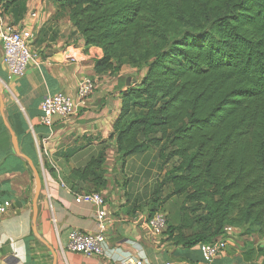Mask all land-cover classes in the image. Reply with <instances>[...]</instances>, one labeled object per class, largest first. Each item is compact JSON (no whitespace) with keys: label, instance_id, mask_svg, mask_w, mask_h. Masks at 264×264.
<instances>
[{"label":"trees","instance_id":"trees-1","mask_svg":"<svg viewBox=\"0 0 264 264\" xmlns=\"http://www.w3.org/2000/svg\"><path fill=\"white\" fill-rule=\"evenodd\" d=\"M53 2L51 21L69 16L72 35L102 48L97 72L146 70L122 95L110 138L123 165L153 150L161 168L171 165L149 217L182 196L178 222L165 230L177 245L218 239L227 226L264 240V0ZM107 149L71 171V188L107 189ZM165 185L172 190L162 196ZM244 255L264 264V245L250 244Z\"/></svg>","mask_w":264,"mask_h":264},{"label":"crops","instance_id":"crops-1","mask_svg":"<svg viewBox=\"0 0 264 264\" xmlns=\"http://www.w3.org/2000/svg\"><path fill=\"white\" fill-rule=\"evenodd\" d=\"M5 8L18 28L27 27L30 11L39 9V27L50 28V33L34 46L35 57L23 77L9 74L0 38V98L4 102L2 110L0 99V200L13 202L7 214H0V264H118L128 256H144L150 264H262L245 259L250 244L264 245L258 235L246 233L247 227H234L224 234L227 248L210 263L204 260L199 244L183 247L166 232L154 235L147 224L150 208L130 212L125 200L130 194L110 182L102 191L110 217L104 254L86 256L68 249L73 230L98 231L101 209L94 203L76 201L79 192L71 188L70 173L83 167L104 144L108 146L105 167L125 170L123 164L118 166L116 141L110 136L121 112L122 95L142 81L146 70L123 65L97 72L95 63L103 57L102 48L87 47L78 33L72 35L69 16L51 21L56 12L53 0H18ZM70 48L81 52L82 59L66 60ZM86 78L96 86L79 103L78 115L70 119L55 115L52 126L44 125L40 109L44 97L60 91L77 97L78 84ZM5 118L18 136L21 151L33 160L41 176L35 221V177L28 162L16 154Z\"/></svg>","mask_w":264,"mask_h":264},{"label":"built area","instance_id":"built-area-1","mask_svg":"<svg viewBox=\"0 0 264 264\" xmlns=\"http://www.w3.org/2000/svg\"><path fill=\"white\" fill-rule=\"evenodd\" d=\"M8 0H0V38L3 45V61L10 75L23 77L26 74L30 62L35 57L33 42L35 41L39 27V9L30 11V24L25 28H18L10 19L5 8ZM65 59L77 61L82 59V53L74 48L66 49ZM96 82L86 78L79 82L77 97L66 92L48 94L40 103L42 112L41 121L46 126H52L54 116L59 115L63 119H70L78 115L79 103L88 97L95 89ZM65 186L64 183H62ZM77 202H90L100 206L97 213V232H84L73 230L69 235L68 249L82 253L86 256L103 255L106 247V227L110 219L108 211L104 207L106 200L102 192L75 193ZM13 208L10 199L0 200V214H7ZM167 212L158 210L152 217L148 218L147 224L152 233L161 236L167 228ZM234 227L227 226L224 234L230 232ZM223 235L215 240L199 244L202 256L208 263L213 262L216 257L223 254L227 248V242ZM118 264H150L144 256H128L118 261Z\"/></svg>","mask_w":264,"mask_h":264},{"label":"rangeland","instance_id":"rangeland-1","mask_svg":"<svg viewBox=\"0 0 264 264\" xmlns=\"http://www.w3.org/2000/svg\"><path fill=\"white\" fill-rule=\"evenodd\" d=\"M38 45V43H33L32 48L36 50L35 47H38ZM120 164L122 166V162H119L118 166H120ZM106 167H108V165ZM170 167L171 165L161 168V164L156 160V151L153 150L144 156H134L127 166H122L123 169L125 168L123 172L119 170L115 172L113 169L109 171L106 168V176H109L107 177L109 178L108 182L118 184L119 188H126L125 191H127V194H130V196L126 195L125 198V200H127L126 207L127 210L133 212L138 211L144 206L150 207L149 204L153 191L158 185L160 186ZM110 173H112V175H110ZM171 190V185L163 186L161 189L162 196H166ZM182 201V196H175L169 200H165L163 203L162 209L167 212L168 223L171 222L175 224L178 222L179 207Z\"/></svg>","mask_w":264,"mask_h":264},{"label":"water","instance_id":"water-1","mask_svg":"<svg viewBox=\"0 0 264 264\" xmlns=\"http://www.w3.org/2000/svg\"><path fill=\"white\" fill-rule=\"evenodd\" d=\"M1 97V96H0ZM1 99V108L2 110L4 109V102ZM3 116L5 117V114H3ZM5 123L7 128L9 129L10 133H11V137H12V142H13V146H14V150L16 152L17 155H19L20 157L24 158L28 164L30 165L33 173H34V177H35V194H34V198H33V213H34V221L36 220V216H37V207H38V198L42 189V180H41V176L39 173V170L37 169L36 165L34 164L33 160L31 158H29L28 156H26L20 149L19 146V140H18V136L15 133V131L10 127L8 121L5 118Z\"/></svg>","mask_w":264,"mask_h":264}]
</instances>
